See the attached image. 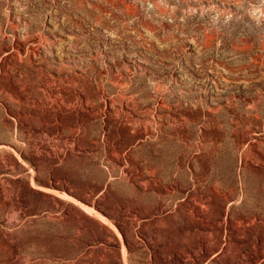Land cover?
I'll return each instance as SVG.
<instances>
[{"label": "rangeland", "instance_id": "1", "mask_svg": "<svg viewBox=\"0 0 264 264\" xmlns=\"http://www.w3.org/2000/svg\"><path fill=\"white\" fill-rule=\"evenodd\" d=\"M0 264H264V0H0Z\"/></svg>", "mask_w": 264, "mask_h": 264}]
</instances>
